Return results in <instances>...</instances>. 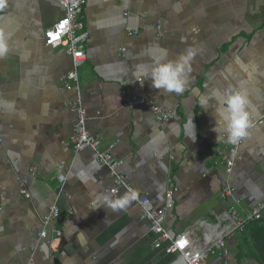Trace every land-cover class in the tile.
<instances>
[{"label":"crops","instance_id":"1","mask_svg":"<svg viewBox=\"0 0 264 264\" xmlns=\"http://www.w3.org/2000/svg\"><path fill=\"white\" fill-rule=\"evenodd\" d=\"M64 14L62 0H0V36L9 48L0 58V264H180L153 247L137 199L147 196L157 211L170 201L164 227L196 229L208 246L229 224L231 206L244 215L264 203V0H86L87 56L76 65L77 90L61 84L71 59L43 42ZM189 48L197 55L183 92L137 81L138 66L150 69ZM241 88L247 135L240 144L227 143L226 134L217 141L219 93ZM78 97L88 133L111 150L135 193L122 209L93 210L98 197L128 192L111 195L113 179L95 152L73 148ZM205 97L208 108L200 104ZM141 99L161 106L169 122L160 124ZM224 151L230 174L220 164ZM228 187L237 204L220 198ZM51 206L60 215L43 233ZM256 229L233 230L224 239L227 257L217 251L207 264H264V234Z\"/></svg>","mask_w":264,"mask_h":264},{"label":"built area","instance_id":"2","mask_svg":"<svg viewBox=\"0 0 264 264\" xmlns=\"http://www.w3.org/2000/svg\"><path fill=\"white\" fill-rule=\"evenodd\" d=\"M62 2L65 5V14L58 23L44 31L43 42L45 46L53 50L63 49L65 54L71 59L72 69L61 79V84L65 89H70L71 84H74L77 90L78 76L76 65L84 61L87 56L86 42L88 37L84 22L80 16L81 9L86 0H62ZM77 100V103L73 107L76 116V124L70 139L73 148L78 152L84 149H90L95 152L98 163L108 170L113 179L114 184L108 190L111 195L117 196L120 190L132 193L126 178L120 171V163L114 161L112 158L111 150L101 149L96 138L88 133L86 128V112L82 107L80 97H78ZM137 103L140 105H150L154 117L160 124H167L169 122L170 116L166 114L161 106L150 104L145 99H141L137 101ZM262 116H264V107L262 108ZM256 122L260 125L263 123V119H259ZM220 156V164L224 172L230 174L233 162L225 151L220 153ZM29 172L34 176L37 173V169L31 168ZM19 184L21 186L20 194L28 198L29 195L23 183L19 182ZM234 193L235 189L228 187L223 190L220 198L222 200L230 198L233 200L234 204H237L233 199ZM172 195L173 191L171 189L166 191L167 199H170ZM137 203L141 209V218L149 223L150 232L154 236L153 247L155 249L163 247L166 254L177 256L180 264H207L209 256L215 254L217 251H223V256L227 257L225 237L229 236L233 230H243L249 224L261 221L263 219L262 213L264 210V203H260L253 207L248 213L240 215L236 208L231 206L227 211L228 223L230 225L221 224L219 229L215 231V233H218L221 237L216 243L208 246L203 245L201 243V238L196 236V229L174 233L164 227L167 211L172 207L170 201L159 211L153 208L147 196L137 199ZM59 215L60 211L56 206H51L49 208L47 216L43 218V233H46V229L53 221L58 219Z\"/></svg>","mask_w":264,"mask_h":264},{"label":"clouds","instance_id":"3","mask_svg":"<svg viewBox=\"0 0 264 264\" xmlns=\"http://www.w3.org/2000/svg\"><path fill=\"white\" fill-rule=\"evenodd\" d=\"M8 50L6 37L0 36V58H3ZM196 55L197 50L189 48L175 60L154 62L150 69L140 65L137 67V75L140 77L137 81L142 83L148 79L154 89L179 94L184 91L188 83L189 74L192 71L191 65ZM219 95L223 101V107L216 110L217 115L214 116L213 131L217 134V141L222 135L226 134V142L236 144L247 135V128L249 127L246 91L241 88V90H233L232 92L225 91L219 93ZM200 104L202 107L208 108V99L206 97L202 98ZM193 135L195 136L194 126ZM133 199H135V193H125L116 200H112L108 196L98 197L101 206L93 210L104 207L115 211L126 207Z\"/></svg>","mask_w":264,"mask_h":264},{"label":"trees","instance_id":"4","mask_svg":"<svg viewBox=\"0 0 264 264\" xmlns=\"http://www.w3.org/2000/svg\"><path fill=\"white\" fill-rule=\"evenodd\" d=\"M251 224H254V225H256L258 227V229L255 230L256 231L255 234H257V235L264 234V223L254 222V223H251ZM251 224H249L248 227L251 226Z\"/></svg>","mask_w":264,"mask_h":264},{"label":"water","instance_id":"5","mask_svg":"<svg viewBox=\"0 0 264 264\" xmlns=\"http://www.w3.org/2000/svg\"><path fill=\"white\" fill-rule=\"evenodd\" d=\"M227 218V217H226ZM259 223H264V220L259 221Z\"/></svg>","mask_w":264,"mask_h":264}]
</instances>
